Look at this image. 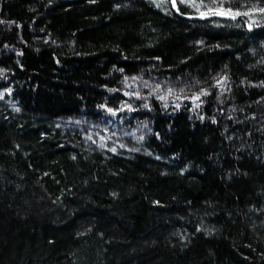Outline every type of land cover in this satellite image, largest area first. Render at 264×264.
I'll return each instance as SVG.
<instances>
[{
	"label": "trees",
	"instance_id": "1",
	"mask_svg": "<svg viewBox=\"0 0 264 264\" xmlns=\"http://www.w3.org/2000/svg\"><path fill=\"white\" fill-rule=\"evenodd\" d=\"M261 9L0 0V264H264Z\"/></svg>",
	"mask_w": 264,
	"mask_h": 264
},
{
	"label": "snow or ice",
	"instance_id": "2",
	"mask_svg": "<svg viewBox=\"0 0 264 264\" xmlns=\"http://www.w3.org/2000/svg\"><path fill=\"white\" fill-rule=\"evenodd\" d=\"M173 4L175 3V0H172ZM211 11V10H210ZM230 11V10H229ZM261 11H264V9H261ZM215 14H227L224 13L222 10H217ZM240 13H236L235 15H239ZM247 14V13H246ZM201 15H205V13H201ZM196 99H199V97H196Z\"/></svg>",
	"mask_w": 264,
	"mask_h": 264
},
{
	"label": "rangeland",
	"instance_id": "3",
	"mask_svg": "<svg viewBox=\"0 0 264 264\" xmlns=\"http://www.w3.org/2000/svg\"><path fill=\"white\" fill-rule=\"evenodd\" d=\"M158 5H165L166 0H154Z\"/></svg>",
	"mask_w": 264,
	"mask_h": 264
},
{
	"label": "water",
	"instance_id": "4",
	"mask_svg": "<svg viewBox=\"0 0 264 264\" xmlns=\"http://www.w3.org/2000/svg\"><path fill=\"white\" fill-rule=\"evenodd\" d=\"M221 16H225V17H227L228 16V14H220ZM204 16L203 15H200V18H203ZM189 18H192V16H189Z\"/></svg>",
	"mask_w": 264,
	"mask_h": 264
}]
</instances>
